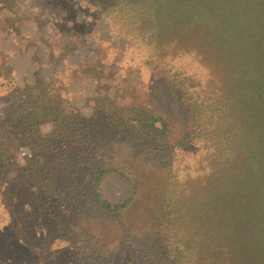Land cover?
I'll return each instance as SVG.
<instances>
[{
    "label": "rangeland",
    "instance_id": "obj_1",
    "mask_svg": "<svg viewBox=\"0 0 264 264\" xmlns=\"http://www.w3.org/2000/svg\"><path fill=\"white\" fill-rule=\"evenodd\" d=\"M115 1L0 0V264H77L86 251L96 264H132L131 239L146 243L153 236L168 179L178 181L177 193L214 187L212 141H180L191 128L192 112L170 85L172 75L201 81L205 89L192 90L213 96L214 90L227 94L224 79L232 83L229 60L236 74H249L252 85L264 77L260 40L246 44L247 32L263 23L264 0H255L251 21L242 14L250 9L248 0H188L199 17L186 39L176 37L177 19L156 34L134 17L114 22ZM39 81L49 83L44 92L61 113L43 121L33 114L37 125L30 127L14 114V88ZM132 104L169 122L162 152L139 131L101 113ZM82 137L94 143L92 157L71 143ZM259 168L256 223L264 235V154ZM102 170L96 192L113 204L126 202L122 224L88 197ZM256 262L264 264V256Z\"/></svg>",
    "mask_w": 264,
    "mask_h": 264
},
{
    "label": "trees",
    "instance_id": "obj_2",
    "mask_svg": "<svg viewBox=\"0 0 264 264\" xmlns=\"http://www.w3.org/2000/svg\"><path fill=\"white\" fill-rule=\"evenodd\" d=\"M115 2L114 22L122 19L121 15L130 19L134 17L138 24L153 27L156 34L165 25L171 26L168 22L177 19L180 26H176L179 28L176 33L179 35L176 37L179 39L189 37L191 25L199 17L188 0ZM254 2L255 0H248L247 8L250 9L242 10V14L247 16L246 20L255 18ZM110 7L111 4H108L104 8ZM223 11L219 9L216 12L222 16ZM234 15L240 17L241 14ZM260 20H263V23L260 22L258 31L250 29L247 32L249 35L246 37V44L251 42L250 39H259L264 53V12ZM197 40L195 38L194 43H197L199 48H204L203 39ZM232 51L238 53L237 50ZM216 54L217 52H214V55ZM257 55L263 58V54L258 51L256 57ZM226 64L234 73V76H230L231 84H226L227 79L222 81V91L227 94L222 95L214 90V96L208 91H203V95H200L192 88L199 87L204 90L201 81L177 72L170 78V85L182 93V98L189 104L192 112L191 128L183 134L180 141L186 143L188 139L201 137L212 141L214 145L217 160L214 171L211 177L209 176V183L214 187H202L197 191L192 190L189 194L180 189V193H177L180 187L178 181L168 179L164 205L156 216L153 236L146 243L143 239H131L136 247L130 259L132 264H257L256 259L261 260L264 256V235L260 224L256 223L259 215L257 213L260 211L256 202L258 196L260 197L258 184L263 169L259 167L264 154V77L260 76L261 81L252 85L249 74H236V68L231 65L233 60L227 61ZM4 78L6 83L10 84L11 80ZM47 84L49 83L39 81L35 86L14 88V92H18L14 114L30 127L37 125L32 119L33 114L41 117L43 121L49 115L61 113L59 104H55L53 100L54 97L47 96L44 92L43 87ZM129 106L130 111L126 114L124 110L129 108L117 106L115 110L101 113H107L132 133L139 131L141 136L155 145L158 152H162L160 139L165 136L169 122L152 113L146 115V111L141 109V104H138V107L133 104ZM254 106L257 107L256 114L259 112V125L256 124L258 118L253 117ZM71 143L79 146L78 150L83 148L79 152L81 155L92 157L96 154L92 147L94 143L88 142L87 137ZM240 157L242 161H238L237 168H232L234 160ZM230 169L234 170V173ZM103 173L102 170L91 181L88 197L93 202L102 203L103 208L122 224L121 212L126 202L113 204L99 198L96 192L97 181ZM93 194L97 197L92 199ZM86 252L77 264H96L94 254L90 253L91 251Z\"/></svg>",
    "mask_w": 264,
    "mask_h": 264
}]
</instances>
